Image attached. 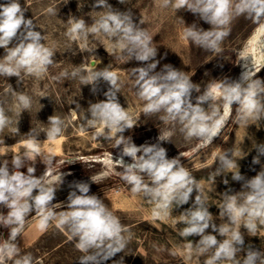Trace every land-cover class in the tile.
<instances>
[{
	"label": "rangeland",
	"instance_id": "rangeland-1",
	"mask_svg": "<svg viewBox=\"0 0 264 264\" xmlns=\"http://www.w3.org/2000/svg\"><path fill=\"white\" fill-rule=\"evenodd\" d=\"M4 2L0 0V3ZM108 2L121 11L130 9L136 23L142 21L141 27L153 38L151 46L157 49L155 60L159 64L155 72L170 64L198 86V91H192L193 102L217 83L230 84L238 80L245 70L244 61L240 59L241 51L247 46L248 53L244 54L251 53L259 39L255 34L257 26L240 16L229 25L230 35L221 43V50L205 51L182 38L185 26L193 23L196 28L210 29L211 26L198 15L184 9L175 12L172 7L164 8L163 0H126L124 4L118 3V0ZM20 3L27 10L25 18L33 20L35 30L45 36V45L53 49L55 55L54 63L40 77L21 73L18 82L17 77L0 76V107H3L9 121L7 127L0 131V163L8 160L9 169L14 171L11 160L13 156L20 155L23 161L21 171L26 172L28 167H34L36 176L48 171L50 175L45 177V186L56 189L52 203L62 205L56 209L57 212L67 210V196L74 190L75 183L89 184V195L95 194L101 198L126 229L123 235L128 242L124 251L104 264H115L121 258L123 264H204L206 256H197L188 247L189 242L194 247L199 237L182 238L179 235V230L185 226L181 223V215L192 207L197 193L194 190L189 204L180 207L174 205L170 215L160 218L152 216L154 204L143 193H133L131 186L121 179L123 169L114 164L124 145L116 148L115 139H105L104 135L93 139L99 125L94 127L88 122L91 119L90 105L106 100L103 93L108 91L109 85L100 79L96 85L100 90L93 94V84L87 81L89 73L80 69L96 59L99 62L92 69L93 72L108 68L117 73L118 100L134 123L132 129L123 133L125 138L131 137L140 146L156 144L158 137L171 133L170 142L160 141L159 146L166 148L168 158L182 154L181 163L199 182L204 204L218 227L228 222L226 216L219 215L223 208V194L247 191L242 189V182L232 180L230 171L219 158L227 155L228 159L235 161L245 179H251L264 168V155L259 156L260 164H252L253 157L258 155L256 146L264 144V114L260 119L250 118L245 123L238 120L237 105L234 104L229 122L221 134L213 139L211 145L199 148L201 141L197 138L186 139L179 123L161 120L165 113L143 112L146 102L137 96L136 77L131 70L146 66L144 64L147 62L130 60L126 50L120 49L115 40L108 39L102 33L90 34L86 40L82 38L76 41L65 35L70 26L67 23L70 16L84 19L87 26L99 18L101 9H93L94 0H20ZM49 8L55 14L49 13ZM81 48L92 51L81 52ZM4 55V49L0 48V58ZM261 64L256 61L250 68L257 70ZM65 71L68 76L62 77L61 73ZM73 71L77 72L75 77L72 76ZM255 78L264 80V69ZM19 94L30 98V107H23L18 99ZM203 107L209 113L214 108H219L222 113V98L218 96L215 101L209 100ZM52 115L62 120L63 131L56 140L47 138L51 128L48 118ZM17 127L18 134L14 131ZM107 131L104 129L105 134ZM30 139L38 144V154L26 147V141ZM124 160L132 162L128 156ZM61 176L62 183L59 182ZM76 191L79 195V191ZM33 194H36V190ZM7 211L0 206V213L6 214ZM244 222L242 219L233 227L240 228L245 247L253 246L264 251V224L257 221L255 233L249 234L243 227ZM207 233L217 235L218 240L224 239L213 233L211 227L206 230ZM8 234V229L0 227V237L7 239ZM16 242L21 255L31 254L33 264H78V259L83 255L75 248L74 239L66 228L57 227L53 220L42 230L39 216L34 212L26 217L24 230ZM16 258H5L3 264H14Z\"/></svg>",
	"mask_w": 264,
	"mask_h": 264
},
{
	"label": "clouds",
	"instance_id": "clouds-1",
	"mask_svg": "<svg viewBox=\"0 0 264 264\" xmlns=\"http://www.w3.org/2000/svg\"><path fill=\"white\" fill-rule=\"evenodd\" d=\"M126 0H118L124 4ZM93 9L100 8L99 18L87 26L82 18L70 16V25L65 33L69 39H87L90 34L102 33L110 40H115L119 48L126 50L129 59L137 62H147L140 67L132 68V75L136 77L137 96L145 101L143 112L155 114L163 112L161 120L173 121L181 125L180 131L186 139L197 138L201 141L199 148L211 145L213 139L221 134V130L229 122L233 105H237L236 115L239 121L260 119L264 114V80L257 77L254 68L256 54L264 53V0H163L162 7H172L175 12L184 9L191 12L209 24V30L196 28L195 24L185 26L182 38L190 40L194 45L205 51L219 52L223 40L230 35L229 25L233 19L244 16L256 25V40L252 52L248 47L241 51L240 59L244 61L238 80L230 84L223 82L207 89L193 102L192 91L199 90L191 79L176 70L170 64H165L160 72H155L158 60H155L157 49L152 47L153 38L141 27L142 21L136 23L130 9L121 11L114 8L108 0H94ZM27 10L22 8L20 0H5L0 3V48L5 55L0 58V76L17 77L21 73L40 77L47 72L54 63L55 52L44 43L45 36L35 30L32 19L25 18ZM49 13L55 14L52 8ZM182 20V19H181ZM11 45V46H10ZM91 49L81 48V52ZM99 61L93 59L86 67L80 69L88 72L87 81L93 84V94L100 89L97 82L100 79L109 85L104 92L106 100L90 105L91 119L88 121L99 130L93 139L104 135L105 139H115V147H124L114 164L123 169L121 179L131 186L133 193H143L144 197L154 204L152 216L160 218L171 214L170 209L175 205L180 207L189 204L192 193L194 197L192 207L181 215V223L185 226L179 230L182 238L199 237L198 241L189 242V249L197 256H206L204 264H264V251L253 246L245 247L244 235L237 225L244 219L243 227L247 233L254 234L259 221L264 224V168L251 179H245L238 164L227 158L220 157V161L230 171L233 181L242 182V189L233 195L224 193L223 208L220 216L227 217V223L219 227L212 221V213L205 206L202 199L199 182L181 163L180 154L168 158L165 147L159 146L160 141H169L171 133L158 137L156 144H142L137 146L131 137L125 138L123 133L134 127L132 118L128 115L118 100V75L108 68L93 72ZM154 73V74H150ZM77 75L76 71L72 76ZM67 77V71L61 73ZM84 78H81L83 84ZM246 85V86H245ZM11 88V85H10ZM222 98L223 112L214 108L211 113L203 105L209 101ZM19 101L23 107H30V98L19 94ZM51 128L47 138L56 140L61 136L62 120L52 115L48 118ZM9 121L3 107H0V131L7 127ZM104 129H107L105 134ZM17 134L18 127L14 130ZM30 135V134H29ZM26 147L34 153H39V147L32 139L26 141ZM258 155L253 157L252 164H260V155H264V144L256 146ZM139 154V155H138ZM132 158L126 163L124 157ZM69 163H72L70 161ZM12 169L8 160L0 163V206L8 209L7 213H0V227L9 230L7 239L0 242V264L5 258L15 259L14 264H33L31 254L21 255L17 237L24 230L26 217L35 213L39 216L40 229H46L49 222L55 220L56 226L66 228L74 239V246L83 255L78 264H104L117 253L124 251L128 240L123 235L126 231L120 219L105 205L97 195H89L90 186L84 182L74 184V190L67 196V210L56 211L62 205L53 204L56 189L45 186V177L36 176L34 167L21 171L23 161L20 155L13 156ZM238 169L237 171H231ZM147 177V182H145ZM62 183V176L59 178ZM228 183L227 180L224 181ZM34 190L36 194L34 195ZM79 195H77V191ZM231 192V191H229ZM198 206V207H197ZM211 227L217 235L207 233ZM242 257V258H240ZM115 264H123V258Z\"/></svg>",
	"mask_w": 264,
	"mask_h": 264
},
{
	"label": "bare ground",
	"instance_id": "bare-ground-1",
	"mask_svg": "<svg viewBox=\"0 0 264 264\" xmlns=\"http://www.w3.org/2000/svg\"><path fill=\"white\" fill-rule=\"evenodd\" d=\"M256 61L259 63V62H261V63H263L264 62V53H258V55H257V58H256ZM262 66V64L258 67V69L256 70L257 72H259L261 69H260V67ZM58 149V148H57ZM118 158H119V156H118ZM103 159V158H102ZM125 162L126 163H131V161H126L125 160ZM110 163V162H109Z\"/></svg>",
	"mask_w": 264,
	"mask_h": 264
},
{
	"label": "water",
	"instance_id": "water-1",
	"mask_svg": "<svg viewBox=\"0 0 264 264\" xmlns=\"http://www.w3.org/2000/svg\"><path fill=\"white\" fill-rule=\"evenodd\" d=\"M261 68H262V69L264 68V62L262 63V66L260 67V69H261ZM116 159H118V158H116Z\"/></svg>",
	"mask_w": 264,
	"mask_h": 264
},
{
	"label": "trees",
	"instance_id": "trees-1",
	"mask_svg": "<svg viewBox=\"0 0 264 264\" xmlns=\"http://www.w3.org/2000/svg\"><path fill=\"white\" fill-rule=\"evenodd\" d=\"M263 69H264V68H263ZM261 70H262V69H261ZM261 70H260V71H261Z\"/></svg>",
	"mask_w": 264,
	"mask_h": 264
}]
</instances>
